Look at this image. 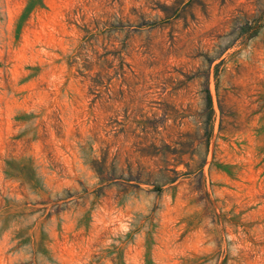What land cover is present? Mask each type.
I'll use <instances>...</instances> for the list:
<instances>
[{"label":"rangeland","instance_id":"1","mask_svg":"<svg viewBox=\"0 0 264 264\" xmlns=\"http://www.w3.org/2000/svg\"><path fill=\"white\" fill-rule=\"evenodd\" d=\"M0 264H264V0H0Z\"/></svg>","mask_w":264,"mask_h":264}]
</instances>
